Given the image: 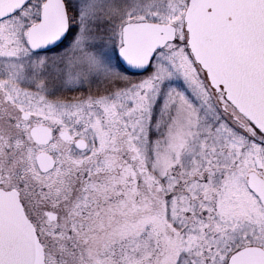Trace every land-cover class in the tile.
I'll list each match as a JSON object with an SVG mask.
<instances>
[{
    "label": "snow or ice",
    "instance_id": "obj_1",
    "mask_svg": "<svg viewBox=\"0 0 264 264\" xmlns=\"http://www.w3.org/2000/svg\"><path fill=\"white\" fill-rule=\"evenodd\" d=\"M0 264H264V0H0Z\"/></svg>",
    "mask_w": 264,
    "mask_h": 264
}]
</instances>
